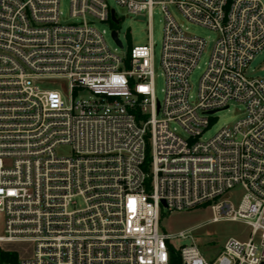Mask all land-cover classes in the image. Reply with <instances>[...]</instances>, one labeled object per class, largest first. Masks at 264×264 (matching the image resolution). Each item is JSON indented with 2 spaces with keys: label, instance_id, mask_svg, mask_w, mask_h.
I'll list each match as a JSON object with an SVG mask.
<instances>
[{
  "label": "built area",
  "instance_id": "built-area-1",
  "mask_svg": "<svg viewBox=\"0 0 264 264\" xmlns=\"http://www.w3.org/2000/svg\"><path fill=\"white\" fill-rule=\"evenodd\" d=\"M113 1L163 15L161 102L150 38L121 54L117 33L110 49L96 28L119 23L107 0H70L75 23L61 22L58 0H0V249L31 244V261L17 264H169L170 248L180 264H264V78L247 72L264 52V3ZM169 9L217 34L193 102L206 42ZM231 104L243 117L203 140ZM203 206L248 239H228L210 261L190 230L159 232L162 211Z\"/></svg>",
  "mask_w": 264,
  "mask_h": 264
},
{
  "label": "rangeland",
  "instance_id": "rangeland-1",
  "mask_svg": "<svg viewBox=\"0 0 264 264\" xmlns=\"http://www.w3.org/2000/svg\"><path fill=\"white\" fill-rule=\"evenodd\" d=\"M58 2L61 22L75 23L69 17L70 0H58ZM262 2L264 3V0ZM107 4L110 9L114 10L119 23L112 27L106 24H97L96 28L99 31H105V43L110 49L116 48L115 42L110 36L111 30H114L118 35V40L122 46V50L119 51L121 54H128L135 47L147 46L150 38L154 70V93L155 98L161 102L163 99L161 92L163 89V77L160 68V54L164 26L161 11L154 9L149 18L146 13L129 15L124 9L117 6L113 0H107ZM169 13L174 21L189 35L206 42L205 51L189 78L190 96L193 102L196 97L199 80L206 68L212 46L217 39V34L207 28L189 23L174 9H169ZM247 72L253 78H264V52L254 58L248 66ZM242 117L243 107L231 104L228 110L220 111L213 116L211 127L204 133L202 139L208 140L212 138L221 129L233 125ZM171 128H176V126L172 125ZM176 132L178 135L184 136L179 128L176 129ZM146 140L148 142V138ZM63 153L66 154V151ZM227 197L237 207L242 197V191L240 188H234ZM211 218L212 215L208 206L172 214L162 211L159 221V232L173 237L181 231L190 230L193 244L210 261L217 257L228 239L239 241L248 239L250 230L245 225L224 221L211 223ZM0 235H2L1 224ZM172 244L175 248H179L191 246L192 242L189 239L184 241L174 240ZM2 250L13 252L19 261H31L33 257V246L31 244H5L2 246Z\"/></svg>",
  "mask_w": 264,
  "mask_h": 264
},
{
  "label": "trees",
  "instance_id": "trees-1",
  "mask_svg": "<svg viewBox=\"0 0 264 264\" xmlns=\"http://www.w3.org/2000/svg\"><path fill=\"white\" fill-rule=\"evenodd\" d=\"M0 264H17V256L13 252L0 249ZM169 264H180L179 256L172 248L169 250Z\"/></svg>",
  "mask_w": 264,
  "mask_h": 264
},
{
  "label": "water",
  "instance_id": "water-1",
  "mask_svg": "<svg viewBox=\"0 0 264 264\" xmlns=\"http://www.w3.org/2000/svg\"><path fill=\"white\" fill-rule=\"evenodd\" d=\"M112 21L114 23H117L113 16H112ZM111 37H112L113 41L120 47V43L117 41L116 34L112 33Z\"/></svg>",
  "mask_w": 264,
  "mask_h": 264
}]
</instances>
